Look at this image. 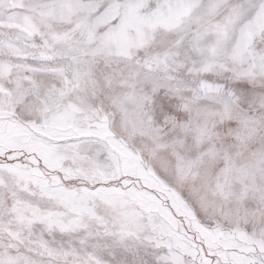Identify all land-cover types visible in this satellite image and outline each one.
<instances>
[{"label": "snow or ice", "instance_id": "snow-or-ice-1", "mask_svg": "<svg viewBox=\"0 0 264 264\" xmlns=\"http://www.w3.org/2000/svg\"><path fill=\"white\" fill-rule=\"evenodd\" d=\"M0 264H264V0H0Z\"/></svg>", "mask_w": 264, "mask_h": 264}]
</instances>
